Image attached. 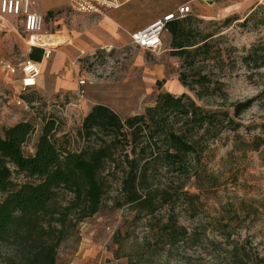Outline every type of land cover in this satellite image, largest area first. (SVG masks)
<instances>
[{
    "label": "rangeland",
    "instance_id": "1",
    "mask_svg": "<svg viewBox=\"0 0 264 264\" xmlns=\"http://www.w3.org/2000/svg\"><path fill=\"white\" fill-rule=\"evenodd\" d=\"M210 4V17L194 12L184 17L190 35L197 41L205 37L209 46L210 59L190 75L199 72L207 76L210 85H219L223 91L200 100L187 88L176 89L174 82L180 85L182 70L180 60L170 55L166 31L156 52L131 43L123 55L107 49L66 54L64 45L53 47L38 87L22 95L23 104L17 105L10 86L17 92L20 84L9 83L7 78L18 76L30 39L19 20L0 21V62L10 63L16 70L7 75L0 64V130L19 121L33 123L36 133L24 147L27 155L33 152L43 121L48 118L56 121L58 135L70 137L74 149L82 148L85 142L77 132L84 117L98 104L109 107L123 120L154 106L160 92L174 96L184 93L205 110L227 109L230 113L233 103L254 100L236 120L239 127L235 131L226 130L208 143L196 169L200 178L184 181L183 191L198 195L190 205L180 200L176 206L179 223L188 232L195 231L191 240L162 249L159 238L149 230L153 220L136 221L127 206L114 208L119 174L106 171L108 188L101 210L79 223L61 244L57 264H89L87 259L99 258L102 264H127V255H135L140 247L148 252L141 264H236L229 256L234 248L236 255L246 254L245 264H264V143L257 151L250 148L256 138L264 140V67L255 69L247 60L251 49L264 45V26H240L254 7L264 5V0H212ZM49 13L43 16V34H59L61 29L72 32L80 17L68 9ZM229 18L236 20L225 22ZM158 65L164 68L163 77L155 72ZM81 79L86 82L83 88L78 84ZM157 179L164 184L170 176L161 172ZM182 183L176 182L174 187ZM223 232L231 233L230 242L222 238ZM3 253L0 249V261Z\"/></svg>",
    "mask_w": 264,
    "mask_h": 264
},
{
    "label": "trees",
    "instance_id": "2",
    "mask_svg": "<svg viewBox=\"0 0 264 264\" xmlns=\"http://www.w3.org/2000/svg\"><path fill=\"white\" fill-rule=\"evenodd\" d=\"M187 23L186 18L170 21L164 31L170 37V55L180 60L178 82L198 100L221 95L220 86L210 85L207 76L189 73L200 71L196 69L210 57L206 38L197 41ZM240 26H264V5L254 7ZM247 60L255 69L264 67V45L251 49ZM253 101L233 103L230 113L205 110L184 93L160 92L154 106L123 120L98 104L77 132L85 142L82 148L74 149L70 137L58 135L56 121L48 118L28 155L24 147L36 133L33 123L19 121L0 130V249L4 251L0 264H57L61 244L79 223L101 210L108 188L106 171L119 174L114 208L127 206L136 221L153 220L149 230L162 249L191 240L195 231L190 233L179 223L176 206L180 200L190 205L198 195L183 191L184 181L200 178L196 169L208 143L226 130L235 131L236 120ZM263 143L258 137L250 148L257 151ZM161 172L170 176L164 184L157 179ZM222 238L230 242L231 233L223 232ZM235 252L230 251V258L245 264L246 254ZM147 253L140 247L135 255H127V264H141Z\"/></svg>",
    "mask_w": 264,
    "mask_h": 264
},
{
    "label": "crops",
    "instance_id": "3",
    "mask_svg": "<svg viewBox=\"0 0 264 264\" xmlns=\"http://www.w3.org/2000/svg\"><path fill=\"white\" fill-rule=\"evenodd\" d=\"M33 1L34 3L31 10L42 16L49 12H58L65 9L71 11L68 0ZM184 4H189L191 6V13L194 12L197 16L210 17L211 4L210 2L202 0H132L117 9L108 10L100 15L77 14L80 15V17L77 18L76 28L72 32H69L67 29H61L59 34H43L41 30L38 34L31 37L24 31L20 17H0V21L8 18L19 20L24 33L29 39L31 38L28 40L29 48L25 60H31L41 64V72L35 86L29 89L28 92H30L38 87L40 77L52 54L53 47L64 45L66 54L76 53L78 55H83L91 54L97 49H107L109 52L113 51L123 55L125 54V47L130 44L129 35L131 33L144 29L155 20L163 17L167 13L174 12L178 7ZM49 36L62 39L63 42L53 47L50 44L45 45L44 41H47V37ZM40 39L43 41H40ZM47 51H50V55L48 58H45L44 53ZM53 66H55V64ZM163 71V66H156L155 72L158 73V77H163ZM13 81H17L20 84V89L17 92L10 86L15 96H18L22 89L20 73L14 79L7 78V82L11 83ZM174 84H176V89L182 90L181 85L177 82H174ZM86 263L102 264V261L101 258L95 260L87 259Z\"/></svg>",
    "mask_w": 264,
    "mask_h": 264
},
{
    "label": "built area",
    "instance_id": "4",
    "mask_svg": "<svg viewBox=\"0 0 264 264\" xmlns=\"http://www.w3.org/2000/svg\"><path fill=\"white\" fill-rule=\"evenodd\" d=\"M130 1L132 0H68L70 10L80 15H100L108 10L117 9ZM202 1L211 2L212 0ZM33 3V0H0V17H20L24 31L32 37L42 30L44 22L42 15L31 10ZM190 13L191 6L189 4L181 5L174 12L167 13L144 29L131 33L129 35L130 43L136 48L156 52L161 48V38L166 24L173 20L183 19ZM49 55L50 51L44 53L45 58H48ZM0 64L7 75H12L16 72L10 63L0 62ZM40 72L41 64L39 63L25 60L21 64L19 73L22 80V89L20 94L15 98L17 105L23 104L20 97L28 93L29 89L35 86ZM78 84L83 88L86 82L81 79ZM83 93L84 91L81 89L79 94L83 96Z\"/></svg>",
    "mask_w": 264,
    "mask_h": 264
},
{
    "label": "bare ground",
    "instance_id": "5",
    "mask_svg": "<svg viewBox=\"0 0 264 264\" xmlns=\"http://www.w3.org/2000/svg\"><path fill=\"white\" fill-rule=\"evenodd\" d=\"M40 41H43V40L40 39ZM44 42H45V45L50 44L53 47V46H57V45L61 44L63 42V40L62 39H57V38H55L53 36H49V37H47V41H44Z\"/></svg>",
    "mask_w": 264,
    "mask_h": 264
}]
</instances>
